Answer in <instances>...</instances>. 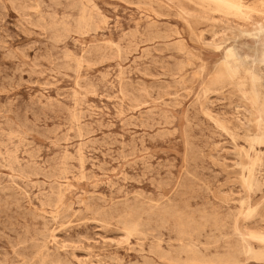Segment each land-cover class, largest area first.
Here are the masks:
<instances>
[{
  "label": "rangeland",
  "instance_id": "374dc122",
  "mask_svg": "<svg viewBox=\"0 0 264 264\" xmlns=\"http://www.w3.org/2000/svg\"><path fill=\"white\" fill-rule=\"evenodd\" d=\"M225 1L0 0V264H264L239 230L264 234V143L225 61L264 64L239 32L264 0Z\"/></svg>",
  "mask_w": 264,
  "mask_h": 264
},
{
  "label": "bare ground",
  "instance_id": "6f19581e",
  "mask_svg": "<svg viewBox=\"0 0 264 264\" xmlns=\"http://www.w3.org/2000/svg\"><path fill=\"white\" fill-rule=\"evenodd\" d=\"M210 1L215 2V3H220V4L222 3V4H225L227 7L233 8V5L228 3L225 0H210ZM234 8H236V7L234 6ZM236 10L241 12L240 7H237ZM235 13H237V12H235ZM240 14L242 16H244V18H245V15L243 13H240ZM244 18H243V20L245 22V27L251 26V29H252V26H254L253 29L255 30V32L256 31H258V32L256 34H254L255 32L254 33L252 32L253 33V35H252V34H249L250 28L249 29L242 28V29H239L240 30L239 32L242 36H249V37L255 36L258 38V37H260V35L264 34V24L263 23H260L258 21H251L249 17L247 19H244ZM254 30H252V31H254ZM235 34H238V33H234V35ZM236 37L237 36L235 35V38ZM233 38H234V36L231 39H233ZM238 38H236L235 40L237 41ZM259 39H258L259 42H261L262 39L261 38H259ZM232 41H234V39ZM242 45H243V43H242ZM234 46L236 47V50L234 48H233L234 50L228 48V49H226V50H228L227 53L225 52L226 54H228V56L225 60L226 64H227L226 66L228 67V74L231 75L230 77L233 76V77L239 78L243 85L246 84V86L249 87L250 93H251V98H250L249 103H250L251 107L254 109V121H255L254 127L258 131L256 138H255V141L258 143H264V64H263V62L260 61V55L258 54L260 51L257 49V46H256V48H255V50L257 52L256 57L252 61H249L248 57H246V56L243 59H242V57H240L241 59L239 58V56L237 57L236 52H237V50H239V48H238V45H234ZM263 48H264V46H263ZM218 69H219V67H218ZM233 77H232V79H233ZM258 155L260 156V154H258ZM248 156H249V154H248ZM250 172H251V170H250ZM243 185L248 191V189L250 187V179L249 178H243ZM241 215L244 218L247 217V213H245V212L244 213L242 212ZM239 230L241 231V234L243 236H247L251 240L260 241V243L264 245V234H258V233L256 234L254 232L241 230V228H239ZM261 254H263V253H261ZM256 258H257V256H256ZM256 258H254V259H256ZM263 259H264V257L260 260V262L261 261L264 262Z\"/></svg>",
  "mask_w": 264,
  "mask_h": 264
}]
</instances>
